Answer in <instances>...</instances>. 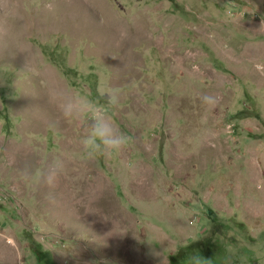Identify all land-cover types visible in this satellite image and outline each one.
<instances>
[{"label":"rangeland","instance_id":"rangeland-1","mask_svg":"<svg viewBox=\"0 0 264 264\" xmlns=\"http://www.w3.org/2000/svg\"><path fill=\"white\" fill-rule=\"evenodd\" d=\"M109 89L82 158L60 97ZM0 264H264V0H0Z\"/></svg>","mask_w":264,"mask_h":264},{"label":"clouds","instance_id":"clouds-1","mask_svg":"<svg viewBox=\"0 0 264 264\" xmlns=\"http://www.w3.org/2000/svg\"><path fill=\"white\" fill-rule=\"evenodd\" d=\"M49 9L51 10L50 6ZM160 91L162 88L157 85L156 92ZM99 95L106 97L104 104H98L88 95L79 92L61 95L58 103L60 114L66 121L84 119L89 122L86 132L79 139L80 155L86 159L112 158L120 154L130 140V137L117 129L111 115V110L119 106V91L109 89L101 91ZM200 99L207 108L215 107L219 102L217 96L210 94H204ZM62 167V161L54 159L45 168L33 170L25 167L19 170V176L26 182L35 179L38 183L51 188L55 186Z\"/></svg>","mask_w":264,"mask_h":264},{"label":"bare ground","instance_id":"bare-ground-1","mask_svg":"<svg viewBox=\"0 0 264 264\" xmlns=\"http://www.w3.org/2000/svg\"><path fill=\"white\" fill-rule=\"evenodd\" d=\"M114 32V31H113ZM56 188H57V190H55V191H53L54 193H55V198H57L58 197V195H59V187L58 186H56ZM60 197V196H59ZM59 197L57 198V199H59ZM51 206H53V203L51 202V204H50ZM55 206V205H54ZM4 254H6L7 256H8V258H10L11 257V254H10V251L9 250H5V253Z\"/></svg>","mask_w":264,"mask_h":264},{"label":"trees","instance_id":"trees-1","mask_svg":"<svg viewBox=\"0 0 264 264\" xmlns=\"http://www.w3.org/2000/svg\"><path fill=\"white\" fill-rule=\"evenodd\" d=\"M172 261V260H171Z\"/></svg>","mask_w":264,"mask_h":264}]
</instances>
